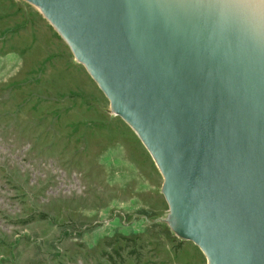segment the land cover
<instances>
[{
    "label": "water",
    "instance_id": "water-1",
    "mask_svg": "<svg viewBox=\"0 0 264 264\" xmlns=\"http://www.w3.org/2000/svg\"><path fill=\"white\" fill-rule=\"evenodd\" d=\"M26 1L153 156L171 228L264 264V0Z\"/></svg>",
    "mask_w": 264,
    "mask_h": 264
},
{
    "label": "rangeland",
    "instance_id": "rangeland-1",
    "mask_svg": "<svg viewBox=\"0 0 264 264\" xmlns=\"http://www.w3.org/2000/svg\"><path fill=\"white\" fill-rule=\"evenodd\" d=\"M163 182L40 8L0 0V264H208Z\"/></svg>",
    "mask_w": 264,
    "mask_h": 264
},
{
    "label": "trees",
    "instance_id": "trees-1",
    "mask_svg": "<svg viewBox=\"0 0 264 264\" xmlns=\"http://www.w3.org/2000/svg\"><path fill=\"white\" fill-rule=\"evenodd\" d=\"M127 240H131V239H127ZM109 244L112 243V241H107ZM118 254H120V252L118 250H116ZM107 254V253H106ZM108 259H110L112 262L113 260L111 259V257H108ZM121 262H124V259L121 260ZM115 263V262H114Z\"/></svg>",
    "mask_w": 264,
    "mask_h": 264
},
{
    "label": "bare ground",
    "instance_id": "bare-ground-1",
    "mask_svg": "<svg viewBox=\"0 0 264 264\" xmlns=\"http://www.w3.org/2000/svg\"><path fill=\"white\" fill-rule=\"evenodd\" d=\"M157 164V163H156ZM158 166V165H157ZM159 168V167H158ZM160 170V169H159ZM161 171V170H160ZM162 173V172H161ZM164 178V177H163Z\"/></svg>",
    "mask_w": 264,
    "mask_h": 264
}]
</instances>
